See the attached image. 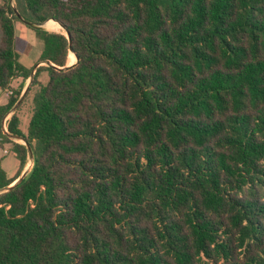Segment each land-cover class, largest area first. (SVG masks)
Masks as SVG:
<instances>
[{
    "label": "trees",
    "instance_id": "1",
    "mask_svg": "<svg viewBox=\"0 0 264 264\" xmlns=\"http://www.w3.org/2000/svg\"><path fill=\"white\" fill-rule=\"evenodd\" d=\"M14 3L72 44L24 24L54 66L31 80L27 133L24 101L7 122L34 160L0 196V264H264V0ZM16 21L0 0L1 90L32 72ZM22 89L0 107L19 161L0 189L28 160L2 129Z\"/></svg>",
    "mask_w": 264,
    "mask_h": 264
},
{
    "label": "rangeland",
    "instance_id": "2",
    "mask_svg": "<svg viewBox=\"0 0 264 264\" xmlns=\"http://www.w3.org/2000/svg\"><path fill=\"white\" fill-rule=\"evenodd\" d=\"M13 4L15 5L14 2H13ZM16 24H17L18 27L23 26L22 23L18 22V21H16L15 26H16ZM25 28H28V27L25 26ZM45 28H46V30L53 31V32H62V31H64L60 27V25L58 23L54 22V21H49V24L45 25ZM27 30H30V32H33L34 35H35V39L32 40L33 42L31 44L32 49L28 50L27 48H25L24 45H26V44L21 43V41H18L17 45L15 44V49H16V52L18 53L20 64L23 65L25 68L28 67L29 69H32V68H30V66H29L30 64L29 63H31L32 61H34V63H35V59H36L37 55L39 54L38 52L41 51V54H42V45H43V43H42V40L38 37V35L36 34V32L33 29L28 28ZM0 40H1V31H0ZM24 40L29 41L30 38L26 37ZM28 44L30 45V42H28ZM40 57H41V55H40ZM73 61H75V57L72 54V52H70V54H69V62H68L69 64L68 65H71ZM39 66H47V65L45 63H42ZM36 69L34 70V74H35ZM38 80H39V82L41 84H46V82L48 80L47 72L46 71L41 72L39 74V76H38ZM32 89L33 90L29 93V95L26 98V100L24 102L22 101L23 104L20 107V109L18 110V115L20 117L19 129L21 130L22 133H26L27 132L29 120H30V117L32 115V109H33L32 99H33V96H34L36 90L38 89V85L37 86H33ZM8 120L9 119L5 118L3 120V122H2V129H5L6 131H7V122H8ZM15 142H19L21 144H24V142L22 140H17ZM9 145H10V148H11L12 144L9 143ZM10 150H8V151H10ZM5 153H7V151ZM4 164H5V167L8 169V172H10L12 168L14 169L17 166L18 159L16 158V155L12 151H10V153L8 155H5ZM31 168H32V161L30 160V158L28 156V160H27V163H26V165H25V167L23 169V172L29 171Z\"/></svg>",
    "mask_w": 264,
    "mask_h": 264
},
{
    "label": "crops",
    "instance_id": "3",
    "mask_svg": "<svg viewBox=\"0 0 264 264\" xmlns=\"http://www.w3.org/2000/svg\"><path fill=\"white\" fill-rule=\"evenodd\" d=\"M49 21H47L45 25H48ZM22 25L24 26V24H22ZM23 26L18 27L17 24H16V41H15V44L17 45L18 41H21V43L26 44V45H24L25 48L30 50V49H32L31 44L33 42L32 40L35 39V35H34L33 32H30V30H27L28 28H25V26L24 27ZM26 37L30 38V40L29 41L24 40ZM28 42H30V45L28 44ZM38 53L39 54L37 55V57L35 59V63H34V61L29 63L30 64L29 66H30V68H32L31 69L32 71L35 70V67L37 68L40 64H42V63H40V59H39L40 55H41V51L38 52ZM30 83H31L30 78L25 80V81L22 80L21 78H18V79L13 80L10 90H1L0 89V107L5 106L7 104L8 100H9V97L12 95V92H13L14 89H18L22 85V88H23L22 89V93H21V95H22L24 92L27 91V89L29 88ZM11 115H12V113H10V112L5 114V116L2 119V122H3V120L5 118L10 119ZM17 115H18V111H17ZM18 117H19V115H18ZM19 119H20V117H19ZM26 133H24V134H26ZM10 149L11 148H10L9 143H4L2 145V147H0V164H1L2 168L5 170L8 178H13L16 175L17 171H18L19 161H18L17 166L14 169L12 168L11 171L8 172V169L5 167V164H4V157H5V155H8L10 153V151H11ZM8 150H10V151H8ZM6 151H7V153H5Z\"/></svg>",
    "mask_w": 264,
    "mask_h": 264
},
{
    "label": "water",
    "instance_id": "4",
    "mask_svg": "<svg viewBox=\"0 0 264 264\" xmlns=\"http://www.w3.org/2000/svg\"><path fill=\"white\" fill-rule=\"evenodd\" d=\"M11 2H12V6H13V10H14V13H15V15L19 18V20L22 22V23H24L25 25H27V26H29V27H31V28H34V29H46L45 28V24H46V22L45 23H43V24H37V23H35V22H31V21H29V20H27L26 18H24L21 14H20V12L17 10V8H16V6L13 4V2H14V0H11ZM53 21H55V20H53ZM55 22H57V21H55ZM59 25H60V27L66 32V36H67V38H68V40H69V43H70V45L72 44V40H71V37H70V34L68 33V31H67V29H66V27L64 26V25H62V24H60L59 22H57ZM70 51L72 52V49L70 48ZM73 53V52H72ZM74 54V53H73ZM76 57V56H75ZM76 62H77V58H76ZM76 62L74 63V64H76ZM40 63H45L47 66H54L50 61H42V62H40ZM74 64H71V65H68V66H66V67H62V68H58V67H56L57 69H67V68H70V67H72ZM35 69H36V67H35ZM33 76H34V70L31 72V76H30V80H32L33 79ZM28 90V89H27ZM26 93H27V91L26 92H24L21 96H20V98H19V100L17 101V103L14 105V107L11 109V111H10V113H14L16 110H17V108L19 107V105L21 104V102L23 101V99H24V97H25V95H26ZM4 128V127H3ZM3 132L5 133V134H7L8 135V137L11 139V140H14V141H17V140H22L23 142H24V145L26 146V148H27V152H28V156H29V158H30V160L32 161V165H33V160H34V154H33V151H32V148H31V146L26 142V140L23 138V137H19V136H16V135H12V134H9L5 129H3ZM31 170V169H30ZM30 170L29 171H25V172H23L11 185H9V186H7L6 188H4V189H0V196H2L3 194H6L7 192H9V191H11L18 183H20L23 179H24V177L30 172Z\"/></svg>",
    "mask_w": 264,
    "mask_h": 264
},
{
    "label": "bare ground",
    "instance_id": "5",
    "mask_svg": "<svg viewBox=\"0 0 264 264\" xmlns=\"http://www.w3.org/2000/svg\"><path fill=\"white\" fill-rule=\"evenodd\" d=\"M50 21H53V20H50ZM55 22V21H54ZM57 23V22H56ZM73 54V53H72ZM74 56H75V54H73ZM75 59H76V57H75ZM75 62H76V60H75ZM75 62H73L72 64H74Z\"/></svg>",
    "mask_w": 264,
    "mask_h": 264
},
{
    "label": "built area",
    "instance_id": "6",
    "mask_svg": "<svg viewBox=\"0 0 264 264\" xmlns=\"http://www.w3.org/2000/svg\"><path fill=\"white\" fill-rule=\"evenodd\" d=\"M5 123V122H4ZM4 126V125H3Z\"/></svg>",
    "mask_w": 264,
    "mask_h": 264
}]
</instances>
